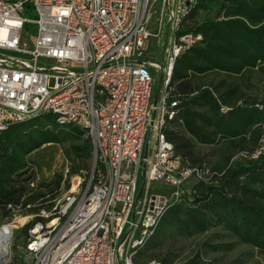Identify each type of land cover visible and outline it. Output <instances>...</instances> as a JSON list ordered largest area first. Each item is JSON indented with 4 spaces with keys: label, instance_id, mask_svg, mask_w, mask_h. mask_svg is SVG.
<instances>
[{
    "label": "built area",
    "instance_id": "1",
    "mask_svg": "<svg viewBox=\"0 0 264 264\" xmlns=\"http://www.w3.org/2000/svg\"><path fill=\"white\" fill-rule=\"evenodd\" d=\"M156 1L0 0V132L52 115L59 127H78L91 146L88 169L70 175L49 210L30 215L39 219L17 245L26 264H136L166 211L190 194L187 182H215L208 166H186L164 135L176 106L168 99L173 65L202 38L183 30L199 0H160L157 28L167 10L165 34L169 25L173 32L161 64L145 59L149 38L159 36L149 29ZM149 67L162 77L155 106ZM263 153L264 133L255 150L233 159ZM153 182L169 188L152 191Z\"/></svg>",
    "mask_w": 264,
    "mask_h": 264
},
{
    "label": "trees",
    "instance_id": "2",
    "mask_svg": "<svg viewBox=\"0 0 264 264\" xmlns=\"http://www.w3.org/2000/svg\"><path fill=\"white\" fill-rule=\"evenodd\" d=\"M212 8L216 15L199 21L197 13ZM183 30L202 38L173 65L168 99L176 106L164 135L186 166H208L215 182L196 181L190 194L166 211L157 234L172 227L175 231L167 238L178 240L218 228L234 244L264 256V153L257 159H233L255 150L264 133V0H199ZM66 139L71 141L70 174L83 172L91 146L76 126L59 127L52 115H44L0 132V215L5 221L49 210L68 188L61 174L29 185L38 173L29 155L43 144ZM37 219L21 228L24 235ZM205 245L213 251L223 247ZM140 250L136 264L151 259L160 264H214L198 251L177 261L170 247L137 262Z\"/></svg>",
    "mask_w": 264,
    "mask_h": 264
},
{
    "label": "rangeland",
    "instance_id": "3",
    "mask_svg": "<svg viewBox=\"0 0 264 264\" xmlns=\"http://www.w3.org/2000/svg\"><path fill=\"white\" fill-rule=\"evenodd\" d=\"M151 13L152 19L149 25V29L153 33L159 32V36H151L149 38L148 49L145 59L153 60L160 63L161 47L164 41H166L167 50L171 42L173 32L171 26L169 25L165 34L166 24L168 22L167 10H165V14L163 16L161 28H157L156 19L159 17L160 14V0H157L154 3L151 8ZM25 15H27V17L31 16L28 12L23 14V16ZM215 15L216 12L213 8L207 11L202 9L197 13L196 17L200 21L206 16L214 17ZM33 28L34 25L32 23H27L24 29L23 35L28 42H31L32 38H30V36L32 34ZM149 72L153 79V88L151 93L152 101L155 91L159 84L160 69L149 67ZM146 139L147 137H145L144 140L142 154L145 153ZM70 143V139H66L59 143L43 144L40 148L33 151L29 155V159L36 165L38 170L37 182L41 180H51L55 174H61L62 181L69 180L70 175H72L69 172L71 158L68 155V147L70 146ZM147 146V153L151 154L152 137L149 139ZM89 160L90 159L88 158L87 165L83 166V172L88 169ZM141 181L142 178L140 172L138 177V186H140ZM194 183L195 181L193 179H190L187 182L186 187L190 190ZM167 188L169 187L159 182H153L151 184L152 191L160 189L165 190ZM20 218L24 219L23 222L20 221ZM29 220H31L30 214H16L12 216L9 221H5V219L0 215V227L4 225V223H12L14 225L9 239L8 252L0 256V264H26L24 258H22L21 254L17 250V245L21 244L24 240L25 235L22 232L21 228ZM157 230L156 233L152 236V238H150L148 242L141 248L136 258L137 262H143L151 257H155L156 255L163 253L166 247H170L171 250L176 253L177 256L175 257V260L177 261H181L198 251L202 254L204 258L212 260L214 264H264V256L257 254L255 250H253L251 247L234 244V238H228L224 236L218 228L211 227L207 231L196 233L189 236L188 238H181L178 240H172L170 238H167L169 234L175 231V229L172 227H167L165 233L160 235L157 234ZM206 242L221 243L223 247H221L219 250L213 251L205 245ZM227 244H229L230 246L225 247ZM122 258L123 256L120 255L119 260L122 261Z\"/></svg>",
    "mask_w": 264,
    "mask_h": 264
},
{
    "label": "bare ground",
    "instance_id": "4",
    "mask_svg": "<svg viewBox=\"0 0 264 264\" xmlns=\"http://www.w3.org/2000/svg\"><path fill=\"white\" fill-rule=\"evenodd\" d=\"M24 219L20 218V221L23 222ZM14 225L12 223H4L0 227V256L6 254L9 249V239L12 233V228Z\"/></svg>",
    "mask_w": 264,
    "mask_h": 264
},
{
    "label": "water",
    "instance_id": "5",
    "mask_svg": "<svg viewBox=\"0 0 264 264\" xmlns=\"http://www.w3.org/2000/svg\"><path fill=\"white\" fill-rule=\"evenodd\" d=\"M164 50H165V41L161 47V51H160V64L162 63L163 61V56H164ZM161 86H162V77H160V80H159V84H158V87L155 91V94H154V97H153V100H152V105L155 106L156 104V101H157V97L159 95V92L161 90ZM144 168H145V164L143 163L142 165V173L144 174ZM143 180H144V175H143ZM141 192H142V185L140 186L139 190L137 191V194H136V201L139 199L140 195H141ZM118 264H120V262H118Z\"/></svg>",
    "mask_w": 264,
    "mask_h": 264
}]
</instances>
